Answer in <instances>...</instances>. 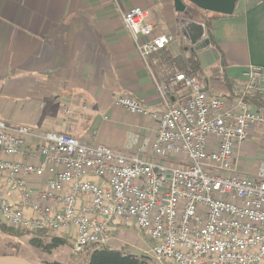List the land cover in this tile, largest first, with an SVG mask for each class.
Returning a JSON list of instances; mask_svg holds the SVG:
<instances>
[{
	"label": "built area",
	"instance_id": "2783aa9c",
	"mask_svg": "<svg viewBox=\"0 0 264 264\" xmlns=\"http://www.w3.org/2000/svg\"><path fill=\"white\" fill-rule=\"evenodd\" d=\"M114 2L146 64L174 41L172 34L152 35L143 8L122 12ZM238 84L229 101L179 71L154 79L160 107L115 97L155 132L137 147L133 133L124 150L0 118L1 223L55 232L71 242L72 254L107 245L113 229L133 226L159 263L264 264V163L249 175L233 160L234 147L264 127V112L245 99L264 95V67L249 65Z\"/></svg>",
	"mask_w": 264,
	"mask_h": 264
},
{
	"label": "crops",
	"instance_id": "0c3cea01",
	"mask_svg": "<svg viewBox=\"0 0 264 264\" xmlns=\"http://www.w3.org/2000/svg\"><path fill=\"white\" fill-rule=\"evenodd\" d=\"M116 1L122 12L135 6L146 10L155 27L152 35L172 34L174 41L150 53L146 64L114 0H0L1 119L84 140L93 136L98 143L124 150L133 133L137 147L155 132L148 120L116 106L115 97L160 107L154 79L191 69L188 58L195 54L198 69L193 76L203 89L233 101L249 65L264 67V0H236L231 14L204 11L188 2L178 13L173 0ZM180 17L204 22L205 38L188 44L178 33ZM256 101L252 107L264 112V96ZM254 137L263 140L264 127L253 128L233 150L237 171L249 175L261 163L253 167L238 157L249 154L247 144ZM17 258L0 250V264H33Z\"/></svg>",
	"mask_w": 264,
	"mask_h": 264
},
{
	"label": "rangeland",
	"instance_id": "374dc122",
	"mask_svg": "<svg viewBox=\"0 0 264 264\" xmlns=\"http://www.w3.org/2000/svg\"><path fill=\"white\" fill-rule=\"evenodd\" d=\"M260 139H262V137H254L249 140L247 144L249 148L246 150L249 154H241V156L238 157V160L245 162L248 161L247 163H250L253 167L264 162V139ZM21 235H2L0 237V250L15 254L20 262L25 258V260L33 264H40L39 262L44 264V262L53 261L64 264H84L86 261L87 254H85V252L80 254L77 258L71 256V242H67L57 248H52L50 251H43L39 247L30 243L31 238L29 237L31 236L38 237L44 244L49 243V235H51L49 233H24ZM107 246L128 254L144 255L154 260L157 264H164L155 260L152 252V245L143 233L133 226H120L113 229L108 235Z\"/></svg>",
	"mask_w": 264,
	"mask_h": 264
},
{
	"label": "trees",
	"instance_id": "16d2710c",
	"mask_svg": "<svg viewBox=\"0 0 264 264\" xmlns=\"http://www.w3.org/2000/svg\"><path fill=\"white\" fill-rule=\"evenodd\" d=\"M189 65L191 69L180 70L183 71L185 74L192 75L195 74V71L198 69L197 65V58L196 55H190L188 58ZM195 76V75H194ZM239 93H237L236 96H238ZM264 95L261 94H255L251 97H246V101L253 104L257 102L256 100L263 97ZM0 232L4 234L19 236L21 234H26V232L14 230L10 227H7L0 221ZM46 234L49 233V243H43L38 237L33 236L30 239V243L33 244L36 247H39L43 251H50L52 248H57L61 245L66 244L67 242H70L67 238L60 236L56 234L55 232H49V231H39L34 234ZM30 234V233H28ZM87 254L86 261L84 264H157L154 260H152L149 257H146L144 255H133L121 252L119 250L110 248L107 245L104 246H87L82 252L78 254H72L71 256L73 258H77L80 254L84 253ZM44 264H64L61 262H44Z\"/></svg>",
	"mask_w": 264,
	"mask_h": 264
},
{
	"label": "water",
	"instance_id": "95a60500",
	"mask_svg": "<svg viewBox=\"0 0 264 264\" xmlns=\"http://www.w3.org/2000/svg\"><path fill=\"white\" fill-rule=\"evenodd\" d=\"M186 2L204 11L231 14L236 0H173L174 10L183 13L186 10ZM177 28L179 35L190 45L199 43L206 36V24L188 17H180Z\"/></svg>",
	"mask_w": 264,
	"mask_h": 264
}]
</instances>
